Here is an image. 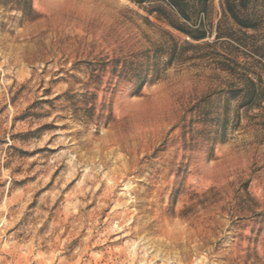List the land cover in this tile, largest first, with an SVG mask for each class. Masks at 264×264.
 <instances>
[{
  "label": "rangeland",
  "instance_id": "374dc122",
  "mask_svg": "<svg viewBox=\"0 0 264 264\" xmlns=\"http://www.w3.org/2000/svg\"><path fill=\"white\" fill-rule=\"evenodd\" d=\"M151 5L0 0V264H264V94Z\"/></svg>",
  "mask_w": 264,
  "mask_h": 264
},
{
  "label": "trees",
  "instance_id": "16d2710c",
  "mask_svg": "<svg viewBox=\"0 0 264 264\" xmlns=\"http://www.w3.org/2000/svg\"><path fill=\"white\" fill-rule=\"evenodd\" d=\"M138 5L146 2L152 4L147 11L154 14L159 21L166 23L174 30L180 32L188 39L183 40L182 46L200 47L202 45L208 47H222L227 53L226 60L221 63V69L230 70L235 75L240 87L237 91H244V104H258L260 96L264 94V88H259L258 85L262 83L261 75L256 71L257 69L264 70V62L255 60L252 63V69H246V62H238L237 55L239 54V47L246 46L242 39L246 38V29H258V24L251 21L246 15L241 12L246 8L249 0H219V16H214V0H130ZM163 32L171 41L172 52L177 48L178 41L170 31ZM212 41H208L212 37ZM254 38V35H250ZM197 42L192 43L191 41ZM202 42V43H199ZM262 45L253 44L254 51H258ZM173 53L169 56L167 64L173 59ZM231 64L240 67V71H232ZM153 71H158V62L152 63ZM259 66V67H258ZM254 68V69H253ZM252 74L254 77L249 76ZM139 84L137 89L141 87ZM246 85L247 90L252 96H257V101L246 100ZM259 98V99H258Z\"/></svg>",
  "mask_w": 264,
  "mask_h": 264
}]
</instances>
